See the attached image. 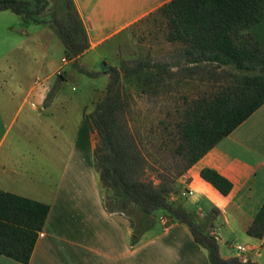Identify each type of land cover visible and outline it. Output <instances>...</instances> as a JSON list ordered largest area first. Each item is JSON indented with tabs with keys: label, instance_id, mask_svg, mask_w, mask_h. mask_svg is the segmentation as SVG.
Segmentation results:
<instances>
[{
	"label": "crops",
	"instance_id": "crops-1",
	"mask_svg": "<svg viewBox=\"0 0 264 264\" xmlns=\"http://www.w3.org/2000/svg\"><path fill=\"white\" fill-rule=\"evenodd\" d=\"M74 1L90 43L78 61L96 53L102 68L109 55L118 60L141 21L171 0ZM33 25L22 22L20 44L48 47L55 39L52 29L42 25L30 34ZM250 32L264 48V23ZM166 43L174 52L165 60L180 61L181 45ZM13 66L9 59L8 68L0 69V190L50 205L28 264H210L207 250L188 226L165 213L140 243L131 244L128 217L105 208V190L94 163L97 143L83 104L76 124L68 105L47 101L60 68L54 65L44 76L42 68ZM204 169L228 179L230 194L224 196L204 180ZM168 201L194 214L198 224L210 221L206 232L214 234L224 259L262 264L264 238L250 237L247 230L264 204V105L191 166ZM234 238L242 239L244 245L238 246L245 253H224L226 248L234 251ZM0 264L22 263L0 255Z\"/></svg>",
	"mask_w": 264,
	"mask_h": 264
},
{
	"label": "trees",
	"instance_id": "trees-1",
	"mask_svg": "<svg viewBox=\"0 0 264 264\" xmlns=\"http://www.w3.org/2000/svg\"><path fill=\"white\" fill-rule=\"evenodd\" d=\"M4 11L19 16L24 26L48 25L74 66L90 47L74 0H0V12ZM159 11L168 22V41L181 45L180 61H139L129 68L104 63L95 73L81 69L91 77L109 76L105 97L85 116L99 137L94 163L105 190V208L128 217L133 246L165 213L188 226L207 250L210 264H258L238 257L224 259L216 237L206 232L210 221L198 224L194 214L168 199L191 166L264 105V48L250 32L264 23V0H171ZM180 73L186 80L212 81L217 87L212 93L186 98L183 106L170 112L176 119L173 159L155 166L128 119L132 95L123 79L134 76L144 85L159 84L164 76L170 82ZM201 175L224 196L232 191V183L215 170L204 169ZM49 213L46 203L0 190V255L28 264ZM247 234L264 238V204Z\"/></svg>",
	"mask_w": 264,
	"mask_h": 264
},
{
	"label": "rangeland",
	"instance_id": "rangeland-1",
	"mask_svg": "<svg viewBox=\"0 0 264 264\" xmlns=\"http://www.w3.org/2000/svg\"><path fill=\"white\" fill-rule=\"evenodd\" d=\"M152 1L148 0L149 3H152ZM42 25L30 27V34L36 28H43ZM22 27V19L19 16L10 11L0 13V69L8 68L10 59L14 63L12 69L42 68L40 75L44 74L45 76L50 67L58 65L60 71L54 79V89L47 101L55 99L68 105L69 112L75 114L76 124L79 122L81 104H83L84 117L93 113L105 97L109 76L100 74L97 77H91L84 74L81 69L85 68V70L92 73L100 72L103 68V66L101 68L100 55L91 53L85 57L82 61L87 65V68L81 65L83 62L80 63L79 61L78 66H74L72 62L71 64H65L64 44L53 30L54 41L48 47L42 46L39 49L31 42L25 45L20 44L19 40L23 37L21 34ZM167 36L168 22L161 11H157L141 21L132 31L131 37L124 45L123 53L118 57V60L115 61L109 55L110 60L108 63L117 68L124 66L129 68L139 61H147L151 64L173 63V61L165 60L174 52V47L166 43ZM6 54L9 56H6ZM181 74L170 82L166 75L161 83L149 85L139 83L134 76L123 79L125 90L132 95V110L128 119L134 132L139 134L144 141V148L150 156V162L155 166H159L160 163L165 166L173 159L171 140L175 139V130L172 125L176 123V119H173L175 114L171 116L170 112H174L177 107L183 106L186 98L193 99L203 94L212 93L217 87L216 83L212 81L202 83L197 78L190 81L186 80L183 77L184 75ZM60 75L64 77V82L59 81ZM177 78L178 81H176ZM155 92L159 93L156 94ZM90 132L92 140L98 146L99 137L91 125ZM231 243L235 248L234 251H228V248H226L227 250L224 253H240L236 247L244 245L242 239L234 238ZM262 264H264V258Z\"/></svg>",
	"mask_w": 264,
	"mask_h": 264
},
{
	"label": "built area",
	"instance_id": "built-area-1",
	"mask_svg": "<svg viewBox=\"0 0 264 264\" xmlns=\"http://www.w3.org/2000/svg\"><path fill=\"white\" fill-rule=\"evenodd\" d=\"M211 235H213L214 236V234L212 233ZM238 251H240V252H242V253H245V251H246V249L244 248V247H242V246H238Z\"/></svg>",
	"mask_w": 264,
	"mask_h": 264
},
{
	"label": "water",
	"instance_id": "water-1",
	"mask_svg": "<svg viewBox=\"0 0 264 264\" xmlns=\"http://www.w3.org/2000/svg\"><path fill=\"white\" fill-rule=\"evenodd\" d=\"M59 81H60V82H64V81H65L64 77L60 76V77H59ZM168 217H169V216H168Z\"/></svg>",
	"mask_w": 264,
	"mask_h": 264
}]
</instances>
